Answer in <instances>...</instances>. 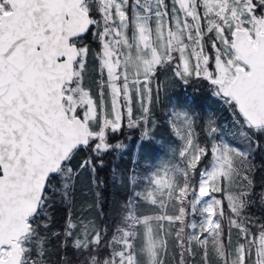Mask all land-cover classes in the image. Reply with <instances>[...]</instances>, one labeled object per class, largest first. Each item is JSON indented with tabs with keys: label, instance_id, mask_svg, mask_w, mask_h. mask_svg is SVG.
<instances>
[{
	"label": "snow or ice",
	"instance_id": "obj_1",
	"mask_svg": "<svg viewBox=\"0 0 264 264\" xmlns=\"http://www.w3.org/2000/svg\"><path fill=\"white\" fill-rule=\"evenodd\" d=\"M90 37L95 94L84 84ZM167 72L204 84L230 122L209 116L202 140L196 117L173 110L177 142L133 176L109 235L85 211L97 201L74 210L77 184L87 174L102 185L104 157L126 148L114 134L151 138L153 83ZM258 153L264 0H0V264H52L54 253L56 264H264V220L247 213Z\"/></svg>",
	"mask_w": 264,
	"mask_h": 264
},
{
	"label": "trees",
	"instance_id": "obj_2",
	"mask_svg": "<svg viewBox=\"0 0 264 264\" xmlns=\"http://www.w3.org/2000/svg\"><path fill=\"white\" fill-rule=\"evenodd\" d=\"M87 46L91 49L92 53L98 50V43L94 38H89ZM99 75L96 74L92 78L91 88L94 91L98 90ZM160 86V100L153 106L152 119L160 121L157 123L156 134L168 135L169 145L168 150L164 154V159L170 155L169 149L177 142L171 133L168 120L170 113L173 110H189L197 119V132L200 133L202 140L206 139L202 126L206 118L212 116L215 118L217 124L223 126L230 122V114L227 109L222 106L217 99L211 94V91L202 83L192 82L184 84L175 78L171 72L162 73L154 81L153 87L156 84ZM235 129H232L234 132ZM226 136H231V132L227 127L223 128ZM142 131L140 128H125L121 132L113 135V143H123L126 145L125 149L114 151L104 157V165L99 168L96 176L102 185L97 188L92 183L89 175L85 174L80 182L77 184L75 190L76 208L75 211L79 212L82 207L97 201L98 206L94 209H86L91 211L92 216L96 219L97 223L102 227L109 229V235L115 230V225L119 223L121 205H123L132 194V174L133 164L136 167V174H140L143 170L149 172L154 167V159L161 153L160 148L155 146L154 141L151 142V160L146 161L152 163V167L146 166L142 163V150L146 143H140ZM171 138L173 140H171ZM152 140V139H150ZM134 162V163H133ZM257 165L256 172L254 173V182L252 188L251 200L255 203L250 204L247 213L257 221L264 220V209L260 204V196L264 194V153H258L255 158ZM99 191L100 195L97 197L95 193ZM217 197L221 194H216ZM67 210L61 207L58 203L54 206V216L57 222V230L63 223ZM58 256L54 253L52 257V264H56Z\"/></svg>",
	"mask_w": 264,
	"mask_h": 264
},
{
	"label": "rangeland",
	"instance_id": "obj_3",
	"mask_svg": "<svg viewBox=\"0 0 264 264\" xmlns=\"http://www.w3.org/2000/svg\"><path fill=\"white\" fill-rule=\"evenodd\" d=\"M96 74L99 75L98 73V65H97V61L95 59V53H92L91 49L89 51V56H88V62H87V69H86V73H85V81L84 84L86 87H88L92 93L94 94L93 89L91 88V84H92V78H94L96 76ZM97 92V90L95 91V93ZM155 121V125L157 123L161 124L160 121L154 120ZM151 138L150 139H142V134H141V139H140V143H146V146H143V150H142V163H146V161H150L151 160V148L148 147V145L154 141L155 146H157L158 148H160L161 153H159V155H157V157H155L154 159V167L159 164V162L161 160H165L164 159V154L165 152H167L168 150V145H169V138L168 135H162L161 133L159 135L156 134V126L152 129L151 131ZM174 137V136H173ZM176 139V138H175ZM171 140H173L171 138ZM134 163V162H133ZM153 167V169H154ZM136 167L133 164V174L132 177L134 175L136 176H144L146 174H150V172L148 170H143L140 174H136L135 172ZM152 169V170H153ZM195 219L199 220V217H195Z\"/></svg>",
	"mask_w": 264,
	"mask_h": 264
},
{
	"label": "crops",
	"instance_id": "obj_4",
	"mask_svg": "<svg viewBox=\"0 0 264 264\" xmlns=\"http://www.w3.org/2000/svg\"><path fill=\"white\" fill-rule=\"evenodd\" d=\"M152 144V143H150ZM148 147L153 148L152 145H148ZM146 166L152 167V163L146 162ZM220 197V196H219ZM120 220V219H119Z\"/></svg>",
	"mask_w": 264,
	"mask_h": 264
}]
</instances>
